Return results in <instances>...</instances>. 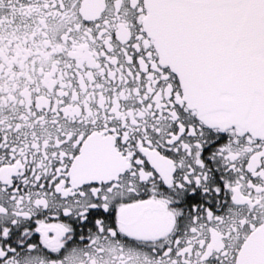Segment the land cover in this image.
<instances>
[{
  "label": "snow or ice",
  "instance_id": "snow-or-ice-1",
  "mask_svg": "<svg viewBox=\"0 0 264 264\" xmlns=\"http://www.w3.org/2000/svg\"><path fill=\"white\" fill-rule=\"evenodd\" d=\"M0 264H264V0H0Z\"/></svg>",
  "mask_w": 264,
  "mask_h": 264
}]
</instances>
